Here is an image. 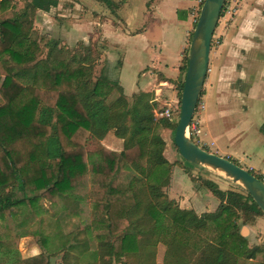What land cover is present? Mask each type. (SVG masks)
I'll return each instance as SVG.
<instances>
[{
  "label": "trees",
  "instance_id": "16d2710c",
  "mask_svg": "<svg viewBox=\"0 0 264 264\" xmlns=\"http://www.w3.org/2000/svg\"><path fill=\"white\" fill-rule=\"evenodd\" d=\"M25 2L17 11L14 0H0V216L8 218L0 231V264L49 263L45 253L20 255L19 205L37 197L63 205L65 197L70 200L65 212L75 213L76 201L64 192L84 185L89 174L87 227H96V247L92 251L78 236L87 235L86 227L73 230L75 242L64 243V264H72V251L81 256L90 250L94 261L86 264H112V258L156 264L159 243L165 247L162 264H254L259 258L257 264H264V241L249 247L238 231L241 217L247 223L263 215L250 195L205 179L204 187L219 200L217 208L200 214L180 208L163 190L175 163L164 157L165 141L157 132L164 125L174 135L177 122L154 116L152 93L141 91L128 99L117 79L103 72L95 77L98 51L93 45L60 57L62 50L50 41L47 55L37 59L40 45L32 16L48 12L57 0ZM186 66L187 51L182 75ZM182 86L181 77L178 95ZM111 130L123 139L121 151L100 142L86 149L89 138L100 141ZM87 156L98 158L88 171ZM249 171L262 180L260 173Z\"/></svg>",
  "mask_w": 264,
  "mask_h": 264
},
{
  "label": "crops",
  "instance_id": "0c3cea01",
  "mask_svg": "<svg viewBox=\"0 0 264 264\" xmlns=\"http://www.w3.org/2000/svg\"><path fill=\"white\" fill-rule=\"evenodd\" d=\"M144 1L143 11L137 15L125 8L131 6L130 0H125L113 15L105 18L103 33L109 44L121 52V58L115 63V79L126 97L143 91L152 93L154 100L160 101L165 96L176 95L175 84L183 78L180 67L194 29L198 0ZM237 2L238 8L229 16L226 35L221 32L223 42L209 60L203 84L206 92L197 112L200 132L196 143L264 175V0ZM218 29L217 24L213 37ZM111 131L100 140L101 144L109 150L121 151L123 139ZM165 144L163 155L175 164L163 190L180 208L198 213L193 207L183 206V173L174 169L182 158L174 161V153L166 141ZM213 204V208L207 204L201 206L208 212L214 210L216 204Z\"/></svg>",
  "mask_w": 264,
  "mask_h": 264
},
{
  "label": "rangeland",
  "instance_id": "374dc122",
  "mask_svg": "<svg viewBox=\"0 0 264 264\" xmlns=\"http://www.w3.org/2000/svg\"><path fill=\"white\" fill-rule=\"evenodd\" d=\"M14 1L15 9L17 11L22 10L26 3L25 0ZM112 1L120 4L117 5L118 7H121L125 0ZM202 3L203 0H198V9L194 25L199 15ZM130 5V7L126 6L125 8H130L133 13L139 15L143 11L145 1L130 0ZM116 8L115 6H106L104 3L95 0H57V4L51 7L48 12L38 11L34 13L32 16L34 29L33 35L37 40H39L40 45V51L36 55V58L39 59L47 55L49 49L51 48L49 45L50 41L57 42V46L62 50L61 53L57 52L60 57L66 55L69 56L71 52L79 50V46L83 44L91 47L93 45L98 51V56L94 61V76L96 77L100 74V72H103L111 79H115V74L117 73L115 63L117 59L119 61L121 58V52L120 50H117V47L114 49V46L109 44L107 39L104 37L103 22L106 17L109 18V16L113 15ZM236 8H238L237 0H226L222 15L224 18L221 23L218 22L219 29L217 30V33L215 32V37H213V42L211 43L210 60L211 57L214 56V51L217 50V46L223 42V38L229 28V22L231 21L229 16ZM226 15H228L227 18ZM221 32L224 33V36ZM106 33L111 37H114L111 35V30L108 31L106 29ZM192 35L189 36L187 56L189 53V46L192 41ZM229 77H231V75H229ZM175 85H177V83ZM203 89L204 86L195 109L193 127L191 125L187 129L188 136H192V141L195 143L200 132V120L197 112L202 107L203 94L206 92V88L204 90ZM174 93H176V95L174 94L172 98L165 96L163 97L164 99L160 98V101H155L156 111L161 108L170 109L169 117H160L159 115L156 116L155 111L154 116L157 119L165 118L175 123L178 121L180 95L177 93V88H175ZM127 98L131 99L132 96ZM157 132L165 139L164 141L168 144L170 151L174 153V161L179 159L180 155L178 154L177 148L173 144L172 129L165 127L164 125H159ZM111 138L113 139V137ZM99 142L101 143L99 140L89 138L86 143V149H95ZM97 159V157L92 160L88 156L85 157L84 164L87 171L91 168V162ZM182 160L176 163L177 166H174V169L176 172L180 171L183 173V203H185L183 206L193 207L198 214L206 212V210L202 209V204H207L210 208H213L214 202L216 204L214 210L219 204V200L212 196L210 194L211 192L204 187L203 181L205 179L214 181L221 189H230L246 193L245 188L239 182L225 175L223 172L209 166L196 165ZM90 178L91 175L89 174L87 179L84 180V185L82 183H78L71 191L69 190L64 192L65 195L76 201L75 205L73 204L76 209L75 213L69 214L70 212L67 210L65 212V204L70 203V200L65 197L61 198L63 205H56L50 200L40 197L19 205L17 221V232L19 238L17 239L16 247L23 258L45 253L49 256L48 264H64L62 261V255L66 249V247H64V243L65 245L69 242L74 243L75 241H73L70 234L73 230L82 227H86L87 235L81 234L78 236L87 240L88 246L92 251L95 249L97 243L95 237L96 227L93 225L87 227L90 219V214L88 212V208L90 209V199L85 192V189L91 185ZM191 191L196 192V194L193 195ZM207 195L210 196L208 197ZM7 222V217L0 216V231H3ZM237 225L239 233L247 241V246L253 247L264 241V215L256 216L253 220L247 221V223L243 222V218L241 217L237 220ZM90 251L84 252L81 256L76 253V251H72L71 257H69L70 259L68 258V260L72 264H86L87 262L94 261ZM163 251L164 247L162 245L158 246L156 264H162L161 255ZM76 257H80L79 260H76ZM261 260L263 259L259 258V261ZM259 261H254L253 263L257 264ZM110 262L112 264H133L132 259H123L121 262H117L112 258Z\"/></svg>",
  "mask_w": 264,
  "mask_h": 264
},
{
  "label": "water",
  "instance_id": "95a60500",
  "mask_svg": "<svg viewBox=\"0 0 264 264\" xmlns=\"http://www.w3.org/2000/svg\"><path fill=\"white\" fill-rule=\"evenodd\" d=\"M225 2L226 0H203L200 7L187 56L173 143L183 160L209 166L239 182L264 215V182L228 157L199 146L187 134L207 75L212 38Z\"/></svg>",
  "mask_w": 264,
  "mask_h": 264
},
{
  "label": "built area",
  "instance_id": "2783aa9c",
  "mask_svg": "<svg viewBox=\"0 0 264 264\" xmlns=\"http://www.w3.org/2000/svg\"><path fill=\"white\" fill-rule=\"evenodd\" d=\"M155 115L156 116L159 115L160 117H169L170 116V109L166 108V109H162L160 111L158 110L155 112ZM193 119H194V116L192 117L189 126L192 125V127H193ZM197 132H198V130H197ZM262 181L264 182V175H262Z\"/></svg>",
  "mask_w": 264,
  "mask_h": 264
}]
</instances>
